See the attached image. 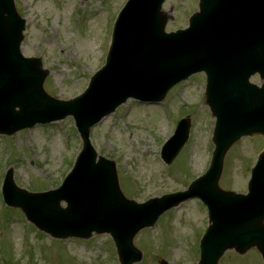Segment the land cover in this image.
I'll list each match as a JSON object with an SVG mask.
<instances>
[{
	"label": "water",
	"instance_id": "water-1",
	"mask_svg": "<svg viewBox=\"0 0 264 264\" xmlns=\"http://www.w3.org/2000/svg\"><path fill=\"white\" fill-rule=\"evenodd\" d=\"M163 2L131 0L117 23L106 68L82 100L59 102L43 91L48 72L41 70V61L20 53L25 21L17 16L13 0H0V132L13 133L74 115L84 139L77 166L61 189L30 195L15 187L10 172L6 201L21 207L56 237L111 232L125 264H130L141 259L132 246L141 228L179 202L199 196L209 204L213 221L203 240L202 264H217L233 247L245 252L257 246L264 256V155L254 170L248 197L222 192L217 185L228 148L243 135L264 134V88L248 83L256 72L264 76V0H202V11L191 19V29L173 35L164 32ZM189 56L193 59L184 61ZM197 70L208 73L207 96L219 119L212 170L186 193L143 205L126 201L115 165L104 159L96 162L89 128L129 97L161 100L172 85ZM125 71L131 74L129 79L123 78ZM17 106L20 111H15ZM189 128L190 122L183 121L167 144L168 163L187 141ZM62 199L69 202L67 210L59 207Z\"/></svg>",
	"mask_w": 264,
	"mask_h": 264
},
{
	"label": "rangeland",
	"instance_id": "rangeland-1",
	"mask_svg": "<svg viewBox=\"0 0 264 264\" xmlns=\"http://www.w3.org/2000/svg\"><path fill=\"white\" fill-rule=\"evenodd\" d=\"M125 2L15 0L27 22L21 51L26 57L43 60L49 70L44 88L50 96L69 100L84 91L89 78L104 64L117 12ZM76 7L85 18L73 22ZM163 10L169 18L166 30L177 31L186 28L190 16L199 11V0H166ZM188 82L175 87L161 106H141L129 100L91 130L99 156L116 162L120 187L128 199L142 203L184 191L206 171L213 153L215 122L204 100L205 77L198 74ZM253 82L262 84L258 78ZM183 117L192 121L191 136L166 170L162 161L160 164V152ZM81 148L71 117L1 138L0 180L12 169L20 188L32 193L56 189ZM263 149L262 137L245 138L233 145L224 159L221 189L246 193L250 169ZM173 213L164 214L153 229L135 237L134 245L143 253L136 264H159L161 260L198 264L207 210L194 200ZM28 228L21 210L6 208L5 216L0 214V264H116L115 246L107 234L57 241ZM219 264H262V259L256 249L245 254L227 250Z\"/></svg>",
	"mask_w": 264,
	"mask_h": 264
}]
</instances>
